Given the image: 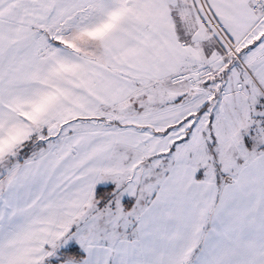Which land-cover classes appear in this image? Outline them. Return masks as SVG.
<instances>
[{"label":"snow or ice","instance_id":"6c2138e0","mask_svg":"<svg viewBox=\"0 0 264 264\" xmlns=\"http://www.w3.org/2000/svg\"><path fill=\"white\" fill-rule=\"evenodd\" d=\"M0 264H264V0H0Z\"/></svg>","mask_w":264,"mask_h":264}]
</instances>
